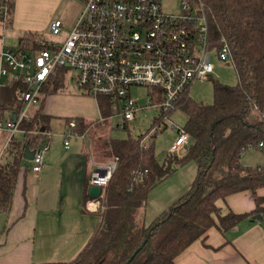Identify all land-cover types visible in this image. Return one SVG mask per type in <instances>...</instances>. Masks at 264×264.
I'll use <instances>...</instances> for the list:
<instances>
[{"label":"trees","instance_id":"1","mask_svg":"<svg viewBox=\"0 0 264 264\" xmlns=\"http://www.w3.org/2000/svg\"><path fill=\"white\" fill-rule=\"evenodd\" d=\"M201 2L211 44L217 46L223 39L228 46L235 83L226 85L211 80L209 104L190 100L185 89L171 109L156 110V116L145 131L150 132L145 142L142 134L102 140L101 156H107V160L115 158V166L96 200L94 230L72 260L38 264H173L175 255L193 240L202 238L211 226L224 232L253 214H259L264 220V195L256 193L257 189L264 188V160L249 167L238 163L246 149H257L264 155L263 0ZM0 6L5 9L4 20L7 21L10 1L0 0ZM33 37L39 38L26 33L22 39L29 42ZM63 71L56 70L40 92L50 94L60 90ZM19 88V84L10 82L0 89L1 108L13 102V92ZM95 102L99 121L117 113L106 98L98 96ZM174 108L185 115L183 126L175 127L182 129L188 139L181 156L166 152L170 156L158 161L153 139L156 132L164 129L168 113ZM49 120V116L34 111L18 122L16 132L20 137L12 134L4 145L0 156V214L6 213L10 205L23 145L37 150L47 144ZM69 120L74 122L72 130L79 134L91 123L73 117L64 119V125ZM258 143L261 147H257ZM189 161L195 166L189 188L144 225L147 192ZM237 192L250 194L252 212L221 210L217 202Z\"/></svg>","mask_w":264,"mask_h":264},{"label":"built area","instance_id":"2","mask_svg":"<svg viewBox=\"0 0 264 264\" xmlns=\"http://www.w3.org/2000/svg\"><path fill=\"white\" fill-rule=\"evenodd\" d=\"M77 1L78 13L61 40L35 38L30 43L0 48V77L21 86L14 91L18 101L14 121L5 122L6 142L18 131L17 124L27 117L28 110L37 105L41 86L58 69L64 70L63 81L70 80L78 91L94 99L106 98L122 121H131L143 108L171 109L190 83L210 77L211 56L232 67L224 40L217 46L209 40L201 0H179L174 13L163 12L159 0ZM4 16L5 9L0 6V17ZM62 29V23L55 19L47 31L57 37ZM131 87L146 89L142 105L130 97ZM65 126L68 132L61 133L63 147L67 138L82 137L72 130L73 120ZM172 129L174 139L168 151L175 152L188 137L182 129ZM45 148L42 144L33 150L31 172L38 170ZM114 166L112 157L95 165L88 175L87 187L97 186L99 197ZM262 229L264 233V225Z\"/></svg>","mask_w":264,"mask_h":264},{"label":"crops","instance_id":"3","mask_svg":"<svg viewBox=\"0 0 264 264\" xmlns=\"http://www.w3.org/2000/svg\"><path fill=\"white\" fill-rule=\"evenodd\" d=\"M9 1L8 20H4L5 16L0 18V48L23 42L26 33L59 41L73 23L64 27L59 36H50L48 25L55 20L51 11L36 10L32 0ZM9 83L0 77V89ZM62 88L50 94L40 93L37 105L28 110L27 117L36 110L49 116L48 128L52 122L73 117L91 122L88 129L99 122L93 97ZM13 98L10 105L0 107V156L8 137L5 122L10 121V113L14 114L18 108L14 92ZM54 102L59 104L53 106L59 108L57 111L50 108ZM85 132L82 137L67 138L66 147L62 145V130L57 133L59 137H52L60 142L54 144L48 137L36 172L30 171V160L21 159L9 208L0 214V264L68 262L91 235L97 223V202L84 196L89 173L95 165L103 163L98 161L93 146L99 138H110L84 137ZM13 137H20V133H13ZM256 193L264 195V188ZM217 204L223 212L233 213H250L254 207L248 192L230 194ZM263 225L262 219L243 218L224 232L211 226L202 238L193 240L175 255L173 264H264Z\"/></svg>","mask_w":264,"mask_h":264},{"label":"rangeland","instance_id":"4","mask_svg":"<svg viewBox=\"0 0 264 264\" xmlns=\"http://www.w3.org/2000/svg\"><path fill=\"white\" fill-rule=\"evenodd\" d=\"M159 3L160 9L163 12L174 13L178 10L179 0H159ZM32 5L36 10L42 12L51 11L53 18L59 20L63 28L73 22L79 10L77 0H32ZM210 62L213 67L210 79L193 81L186 89L187 97L194 102H200L202 104H209L211 102V80L226 85H233L235 83L234 72L227 63L219 62L212 56L210 57ZM66 74H72V72ZM62 87V90L65 89V91L81 93L68 79L64 81ZM129 95L131 98H135L137 105H142L146 96V89L142 87H131L129 89ZM58 105L57 102H54L52 106L50 105V108L57 111L59 108L53 106ZM155 116L156 110L149 107L135 112L131 121H122L118 114L114 112L112 116L95 123L89 129L86 128L84 137L122 139L142 134L144 136L143 142H145L148 135H150V132L147 133L145 131ZM184 120L185 115L178 108H174L168 113L164 129L156 132L153 139V150L158 161H161L163 156L164 158L170 156L166 152L175 153L177 157L183 154L181 151L182 148L181 150H175V152L168 151V148L174 138L172 128L175 126H183ZM63 124L64 119H61V121L59 119L57 122H52L47 130V137H51L50 141H54V144L58 141L60 142V140H57V138L52 139V137H59L57 133L61 130L65 135L68 132V127ZM102 140H105V138H99L98 141L94 142L93 146V151L97 150L99 162H105L107 160V156H101L100 150L102 149L104 152V148L99 147ZM262 161L263 154L257 149L244 150L238 159V163L243 167L261 164ZM194 176L195 166L193 162L189 161L177 167L170 175L155 184L146 194L145 205L143 207V213L145 212L143 216L144 225L148 224L159 212L165 210L182 195L191 185Z\"/></svg>","mask_w":264,"mask_h":264},{"label":"water","instance_id":"5","mask_svg":"<svg viewBox=\"0 0 264 264\" xmlns=\"http://www.w3.org/2000/svg\"><path fill=\"white\" fill-rule=\"evenodd\" d=\"M10 121H14V114L10 113ZM41 131V129H40ZM33 156V150H29L26 145H23L21 149L20 157L23 160H31ZM100 189L97 186H88L86 188V196L89 200L96 201L99 198ZM250 220H261V216L259 214H253L250 217Z\"/></svg>","mask_w":264,"mask_h":264}]
</instances>
